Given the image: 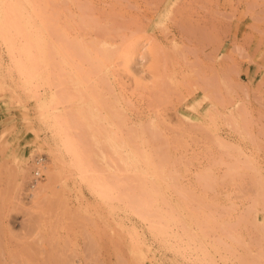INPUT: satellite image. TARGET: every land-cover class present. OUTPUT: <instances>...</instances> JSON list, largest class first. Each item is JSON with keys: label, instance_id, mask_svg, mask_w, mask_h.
I'll list each match as a JSON object with an SVG mask.
<instances>
[{"label": "rangeland", "instance_id": "obj_1", "mask_svg": "<svg viewBox=\"0 0 264 264\" xmlns=\"http://www.w3.org/2000/svg\"><path fill=\"white\" fill-rule=\"evenodd\" d=\"M0 260L264 264V0H0Z\"/></svg>", "mask_w": 264, "mask_h": 264}, {"label": "built area", "instance_id": "obj_2", "mask_svg": "<svg viewBox=\"0 0 264 264\" xmlns=\"http://www.w3.org/2000/svg\"><path fill=\"white\" fill-rule=\"evenodd\" d=\"M43 163H44V159H38L37 161H36V164H37V170H36V175L37 176H39L40 175V167H41V165H43Z\"/></svg>", "mask_w": 264, "mask_h": 264}, {"label": "bare ground", "instance_id": "obj_3", "mask_svg": "<svg viewBox=\"0 0 264 264\" xmlns=\"http://www.w3.org/2000/svg\"><path fill=\"white\" fill-rule=\"evenodd\" d=\"M71 134V133H70ZM74 140V139H73ZM0 264H2L1 260H0Z\"/></svg>", "mask_w": 264, "mask_h": 264}]
</instances>
